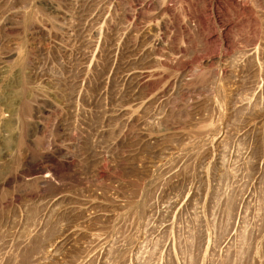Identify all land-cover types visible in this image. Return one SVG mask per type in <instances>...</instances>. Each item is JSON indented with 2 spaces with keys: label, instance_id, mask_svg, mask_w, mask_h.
I'll list each match as a JSON object with an SVG mask.
<instances>
[{
  "label": "rangeland",
  "instance_id": "obj_1",
  "mask_svg": "<svg viewBox=\"0 0 264 264\" xmlns=\"http://www.w3.org/2000/svg\"><path fill=\"white\" fill-rule=\"evenodd\" d=\"M0 264H264V0H0Z\"/></svg>",
  "mask_w": 264,
  "mask_h": 264
}]
</instances>
